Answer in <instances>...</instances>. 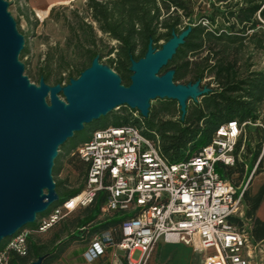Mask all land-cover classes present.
<instances>
[{"label":"trees","instance_id":"1","mask_svg":"<svg viewBox=\"0 0 264 264\" xmlns=\"http://www.w3.org/2000/svg\"><path fill=\"white\" fill-rule=\"evenodd\" d=\"M207 1L209 8L198 14L207 24L196 23L191 26L184 42L161 71L163 74L174 70L175 83L186 85L199 82L200 88H204L201 86L202 81L210 78L207 83L209 90L199 96V101L196 99L191 103L193 99H188L186 114L182 116L179 108L180 118L176 120L164 119V116L175 115L176 109L172 104L178 102L173 99L162 103L155 110L150 107L147 117H143L140 112L139 117L132 113L106 115L85 124L84 129L75 133L72 138L87 134V140L95 129L109 124L133 125L140 128L146 136L153 137L157 134L162 156L168 161L179 162L190 158L199 148L210 143L221 124L236 120L244 126L236 147L235 165H221L219 170L236 187H240L232 175L239 173L240 178L250 176L262 162L264 69L250 71L245 68L242 60L249 45L264 52V0ZM197 3L198 0H87L86 10L92 21H85L78 9L74 11L75 19L68 21V42L64 47L60 44L49 47L39 68L40 80L49 84L54 75V85L60 84L64 79L63 73L67 70L68 84L72 78H78L90 67L95 58L103 64L102 58L107 55L109 58L104 65L113 69L121 77L123 84L128 86L133 74L132 59L143 58L150 42L156 49H160L173 34L186 30L189 19L197 15ZM54 11L55 7L51 10V16ZM104 35L116 41L117 45H110ZM29 52L26 44L21 57ZM211 84L214 86L211 87ZM252 126H256V137L252 134ZM61 166L58 156L53 167L54 177L60 172ZM81 168L86 174L87 165L82 159ZM55 182L59 198L53 206L76 196L84 187L80 185L69 189L65 181ZM242 190L245 221L250 222L251 236L256 242L264 241V220L257 216L264 201V185L255 193L248 189ZM104 199V192H100L75 222L64 223L48 241L34 239L32 233L37 231V225L36 222L29 224L33 232L27 238L26 254L11 250L6 264H31L38 260H41L40 264H53L74 241L86 242L97 232L117 225L121 220L118 214L99 220ZM48 213L49 211L40 215ZM234 220L240 226L244 225V221ZM70 225L76 227L73 233H68ZM66 233L68 234L63 237Z\"/></svg>","mask_w":264,"mask_h":264},{"label":"built area","instance_id":"2","mask_svg":"<svg viewBox=\"0 0 264 264\" xmlns=\"http://www.w3.org/2000/svg\"><path fill=\"white\" fill-rule=\"evenodd\" d=\"M137 113L134 116L139 117ZM243 126L236 120L221 124L210 143L179 162L162 156L157 134L146 136L133 125L109 124L95 129L73 152L87 165L84 187L52 207L47 216H38L37 231H45L70 212L87 207L104 192L99 220L116 214L121 220L89 239L83 253L89 263L112 248L114 257L118 251L124 253L123 264H147L158 244L165 241L205 253L202 264H252L264 241H254L247 228L243 190L219 170L221 165H235ZM234 219L244 221V225ZM32 232L25 227L9 238L0 247V263H7L11 250L26 254ZM196 235L205 251L196 250ZM136 251L140 252L137 259L133 256Z\"/></svg>","mask_w":264,"mask_h":264},{"label":"water","instance_id":"3","mask_svg":"<svg viewBox=\"0 0 264 264\" xmlns=\"http://www.w3.org/2000/svg\"><path fill=\"white\" fill-rule=\"evenodd\" d=\"M9 5L8 0H0V245L57 202L53 167L58 149L85 124L121 106L147 117L150 100L157 98L176 100L184 116L188 99L207 92L199 82L175 83L174 70L161 73L200 15L191 17L189 27L173 34L160 49L150 42L143 58L132 59L130 85L95 58L62 87L43 79L35 85L25 74L19 59L25 38Z\"/></svg>","mask_w":264,"mask_h":264},{"label":"rangeland","instance_id":"4","mask_svg":"<svg viewBox=\"0 0 264 264\" xmlns=\"http://www.w3.org/2000/svg\"><path fill=\"white\" fill-rule=\"evenodd\" d=\"M9 10L14 16L17 27L19 31L24 35L25 38V44H28L30 52L24 57L19 56L20 61L25 65V74L30 79L31 83L35 85L40 84V66L41 62L45 58V54L48 51L49 47L55 46L57 44H60L61 46H65L68 42L70 31H69V25L68 21L74 20V11L76 9L79 10L80 15H82L85 19V21L91 22V16L90 13L86 10V4L87 0H76L73 2H63L61 4H58L55 6L54 14L51 16L50 13L47 15H37L35 12L31 13L26 9L25 1L18 2L15 0L9 1ZM209 8V3L207 0H198V3L195 7V13L198 15L200 12H204L206 9ZM22 10H24L22 12ZM26 11V12H25ZM28 14V15H26ZM186 19L184 23L186 24ZM196 23H202L204 25L207 24V21L198 20ZM99 35H102L100 33ZM106 41L110 43V45H117L116 41H113L108 36L104 35ZM164 41H161V43ZM113 57V55L111 56ZM109 56L105 55L102 58L103 64L108 61ZM242 63L245 65V68L249 69L250 71H260L264 69V52L257 51L254 49L252 45H249L244 54H243V60ZM67 74L68 71L66 70L63 73L64 79L60 83V85L63 87L67 85ZM55 76H52V79L49 81L50 85H54ZM210 81V78H206L202 81L201 86H204L205 90H209L207 87V83ZM181 84V83H180ZM211 87L214 86L213 84L210 85ZM61 99H64L62 94H59ZM199 101L200 97L197 98ZM47 101L49 102V98H47ZM169 99L167 98H157L154 100H150L151 109L155 110L158 108L162 103L168 102ZM196 100H192L191 103H194ZM172 106H175V115L174 116H164V119H179L180 118V112H179V106L178 104L174 103ZM264 109V106H263ZM136 109L129 108L127 106H121L119 108H116L114 111L109 113L111 114H123V113H134L136 112ZM138 114V113H137ZM256 126L251 127V131L254 137H256ZM87 137V134H80L77 138H71L60 146L58 149V156L60 157V162L62 163L60 172L54 177L55 181H65L66 186L69 189L77 188L80 185L85 184L86 174L83 171V169H80L81 166V158L74 154V150L76 148H73L76 144L79 142H83ZM255 143V142H254ZM79 145V144H78ZM68 150V153H67ZM57 156V157H58ZM262 162L258 168H254L252 174L250 176H247L245 178H240L239 173H234L232 175L233 180L239 184V186L242 189H248L251 193H255L259 190V188L264 185V145H263V151H262ZM56 157V158H57ZM56 160V159H55ZM79 167V168H78ZM243 183L241 184V182ZM54 205V204H53ZM51 206L48 211L50 213L51 208L54 206ZM85 207L78 208L72 212H70L68 215H66L64 218H62L56 225L48 228L45 231H34L32 233V237L36 240H42V241H48L53 237V235L61 228V226L64 223L72 224L76 221L78 217L82 215V211ZM46 211V213L48 212ZM264 211V210H263ZM48 213V214H49ZM48 214H45L46 216ZM247 228L250 227V222L246 223ZM32 229V226H27ZM76 227L73 225H70V229L68 233H73L75 231ZM68 233L63 235L65 237ZM8 239H4L1 245L5 246ZM89 240L86 242L82 241H74L71 243V251L80 249L83 247L84 244H88ZM2 246V247H3ZM1 247V248H2ZM203 254H195L193 257V260L191 264H202L203 263ZM134 258L137 259L140 256V252L136 251L134 253ZM173 258L174 253H170L166 258H163L162 254L158 252L157 254H153L151 258L149 259L147 264H173ZM253 264H264V259L260 260V258H257L254 260Z\"/></svg>","mask_w":264,"mask_h":264},{"label":"crops","instance_id":"5","mask_svg":"<svg viewBox=\"0 0 264 264\" xmlns=\"http://www.w3.org/2000/svg\"><path fill=\"white\" fill-rule=\"evenodd\" d=\"M25 1L26 9L31 13H36L40 15H47L52 8L56 5L65 2L68 0H23ZM24 10H22L23 12ZM26 12V11H25ZM28 15V14H26ZM264 201L257 211V216L264 220ZM71 244L65 249L61 256L53 264H123L126 262L124 253L118 251L116 257L112 255L114 249L110 248L108 253L104 256H101L96 261L89 263L85 260L83 253L87 247L86 244L83 245L80 249L71 251ZM160 252L163 258H166L170 253H174L173 264H191L193 257L197 254L192 247L185 245L183 243H167L161 241L158 244L155 254ZM260 258L264 259V248H261L257 251L252 259V264L254 260Z\"/></svg>","mask_w":264,"mask_h":264},{"label":"bare ground","instance_id":"6","mask_svg":"<svg viewBox=\"0 0 264 264\" xmlns=\"http://www.w3.org/2000/svg\"><path fill=\"white\" fill-rule=\"evenodd\" d=\"M44 13H41L40 15H43ZM195 247L197 251H205V248L203 246V243L201 241V238L199 235L195 236Z\"/></svg>","mask_w":264,"mask_h":264}]
</instances>
